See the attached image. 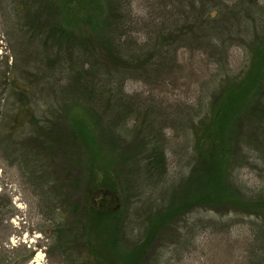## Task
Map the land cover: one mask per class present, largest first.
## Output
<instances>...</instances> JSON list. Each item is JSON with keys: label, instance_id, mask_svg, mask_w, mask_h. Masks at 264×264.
<instances>
[{"label": "trees", "instance_id": "1", "mask_svg": "<svg viewBox=\"0 0 264 264\" xmlns=\"http://www.w3.org/2000/svg\"><path fill=\"white\" fill-rule=\"evenodd\" d=\"M94 1L21 0L19 7L14 5L12 10L24 13L28 24L18 26L21 36H16L14 47L19 60L15 59L11 69L18 68L33 80L29 88L20 86L6 65L0 71V95L9 89L15 91L21 101L19 111L37 108L30 97L38 90L41 94L50 90L57 97L56 101L68 103V107H84L93 114L94 125L100 130L101 137L108 138V144L116 150L122 167L130 158L129 152L143 155L142 174L150 182L163 181L166 173L165 126L162 123L167 124L168 118L161 112L163 108L160 111L150 105L143 109L146 120L143 118V122L137 123L143 102L124 92V82L134 79L153 83L176 78V51L180 46L188 52L208 53L213 59L215 55H223V51L226 52L224 32L235 35L232 31L235 25L240 29L237 36L250 56V62L245 73L242 70L236 75L227 74L226 79L218 78L220 73L213 76L209 112L199 110L203 108V98L196 102L199 111L193 108L197 104L176 108L178 117L188 122L193 136L192 164L187 177L182 180L185 182L182 192L190 193L179 196V203L153 216L146 230L147 236L128 250L124 247L120 250L117 246L119 241L114 233L119 211L110 207L115 197L114 174L98 164V153L93 148L94 134L87 132L77 119L70 120L69 130L60 129L52 134L47 120L46 125L38 126V119L30 116L29 121L36 126V131L28 133L24 141H32L36 156L43 154L46 157L56 150V146L64 154L71 155L68 150L76 151L78 143H82L79 150L83 149V154L89 157L84 208L81 211V203L75 200L68 204L74 222H83L80 238L87 261L89 264H140L151 238L163 225L187 208L204 206L238 210L249 217L251 242L258 244L251 250L250 263L263 264L264 190L246 197L230 177L237 162H248L249 152L264 160V88L261 83L264 80V0H233L229 6L224 5L227 0H155L154 15L142 21L132 15L128 0H105L103 8L97 9L93 7ZM242 8L253 10L255 14L252 21L257 29L253 36L250 35L252 39H248L250 26L240 18ZM68 13L87 28L85 34L76 36L67 25L70 23L65 21ZM141 31L144 40L134 37V33ZM95 38L98 42L93 40ZM57 71L64 75V83H49L47 76ZM254 89V95L259 97L257 104L252 106L246 100ZM149 118L152 120L148 121ZM156 120L161 124L157 126ZM146 123H149L147 127ZM235 125H239V131L232 130ZM131 135L133 139H130ZM145 137L148 149L143 150L139 145ZM233 140L234 147L231 145ZM64 162L65 171L72 162ZM76 184L74 179L69 183L73 187ZM62 194L63 198L67 197L66 192ZM81 212L82 221H79ZM108 229L113 234L106 232Z\"/></svg>", "mask_w": 264, "mask_h": 264}, {"label": "rangeland", "instance_id": "2", "mask_svg": "<svg viewBox=\"0 0 264 264\" xmlns=\"http://www.w3.org/2000/svg\"><path fill=\"white\" fill-rule=\"evenodd\" d=\"M20 1L0 0V71L7 65L11 70L10 75L18 79L20 86L27 88L33 77L22 74L18 68L15 71L11 69L15 59L19 60V57L15 56L14 47L16 36H21L18 26L28 24L24 13L19 14L12 10ZM103 1L105 2L95 0L93 7L103 8ZM128 1L132 15L141 21L154 15L155 0ZM232 2L233 0H227L224 5L229 6ZM241 11L240 18L250 26L249 36H253L257 29L252 21L255 14L253 10L245 11L242 8ZM75 12L78 13L77 10ZM66 17L65 21L68 20L70 23L65 24L68 23L76 36L86 33L87 28H83V24L79 23L74 15L68 13ZM27 30L29 29L25 31ZM239 30L235 25L232 30L235 35L224 32L226 52L223 51V55H215V59L210 58L208 53L188 52L185 47H178L176 78L173 77L171 81L163 82L165 79H159L158 82L146 83L142 80L128 79L124 82V92L143 102L140 109L142 115L137 123L144 118L143 109L150 105L159 108L160 111L163 108L161 112L168 118L167 124L162 123V126H165L163 147L166 148V173L163 181L150 182L145 174H142L141 165L145 160H142L141 153L134 155L129 152L130 158L122 167L116 150L108 144V138L106 140L101 137L100 130L94 125L93 114L84 107H76L77 109L68 107V103L56 101L57 97H54L50 90L43 94L38 90L30 97L33 99L32 105L37 108L34 111L25 108L19 111L21 101L15 91L9 89L2 92L0 264H89L87 254L83 250L84 243L80 238L83 222H74V215L68 208V204L74 200L81 203V211L84 208L82 204L85 203L89 157L83 154V149L79 150L83 147L82 143H78V150H68L74 153L71 155L65 152V156L62 149L56 146L52 154L50 152L46 157L43 154L36 156L32 141H24L28 133L36 131V126L33 127L29 121L30 116L38 119V126L46 125L47 120L52 134L60 129L69 130L68 123L71 119L80 120L85 130L94 134L93 148L98 153V164L114 174L115 197L112 198L110 207L119 211L117 230L114 233L119 241L117 246L120 250H123L122 247L131 249L133 244L140 243L147 236L146 230L153 216L168 206L179 203V196L181 198L183 194L190 193L182 192L185 187L182 180L187 177L192 164L193 136L192 130L188 129V122L178 117L176 108L193 106L203 98V108L199 110L209 112L213 76L220 73L222 75L218 78L226 79L227 74L236 75L242 70L243 73L246 72L250 56L237 36ZM144 36L142 31L134 33L138 40H144ZM252 36L248 39H252ZM93 40L98 42V38ZM212 60L215 63H212ZM63 76L59 71L50 72L46 80L60 85L64 83ZM262 81L264 88V80ZM254 93L255 89L247 95L248 102L246 100V103L252 106L257 104L259 97ZM193 108L199 111L198 104ZM150 120L152 119L149 118L148 121ZM155 122L157 126L161 124L159 120ZM148 124L146 123V127ZM232 130L239 131V125L233 126ZM130 139H133V135ZM231 145L235 146L234 140ZM139 146L143 150L148 149L146 137ZM248 155V162L243 164L237 162L230 177L246 197L264 190V160L250 152ZM67 160L72 164L64 171V161ZM73 163L77 164L73 166ZM73 179L77 182L76 187L69 185ZM62 192H66L67 197L63 198ZM216 209L204 206L191 207L174 216L153 235L140 264H251V250L258 246L257 243L251 242V220L238 210ZM78 218L82 221V212ZM106 232L113 234L110 229Z\"/></svg>", "mask_w": 264, "mask_h": 264}]
</instances>
